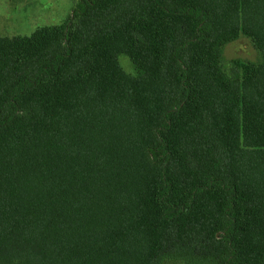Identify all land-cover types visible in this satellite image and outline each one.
Returning a JSON list of instances; mask_svg holds the SVG:
<instances>
[{"label": "trees", "instance_id": "trees-1", "mask_svg": "<svg viewBox=\"0 0 264 264\" xmlns=\"http://www.w3.org/2000/svg\"><path fill=\"white\" fill-rule=\"evenodd\" d=\"M240 12L77 0L0 37V264H264V53L223 67Z\"/></svg>", "mask_w": 264, "mask_h": 264}, {"label": "rangeland", "instance_id": "rangeland-1", "mask_svg": "<svg viewBox=\"0 0 264 264\" xmlns=\"http://www.w3.org/2000/svg\"><path fill=\"white\" fill-rule=\"evenodd\" d=\"M77 0H0V37L29 36L41 27L60 25ZM264 53V0H241L240 36L223 50V67L234 59L260 64ZM118 62L128 75L133 67L126 56Z\"/></svg>", "mask_w": 264, "mask_h": 264}]
</instances>
